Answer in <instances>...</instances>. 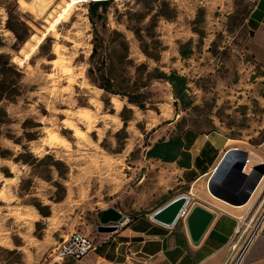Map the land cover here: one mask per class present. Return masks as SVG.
<instances>
[{"label": "rangeland", "instance_id": "1", "mask_svg": "<svg viewBox=\"0 0 264 264\" xmlns=\"http://www.w3.org/2000/svg\"><path fill=\"white\" fill-rule=\"evenodd\" d=\"M36 1H0V53L17 66L22 93L0 100L10 116V123L0 124V264H85L92 253L53 263L70 233L94 239L109 207L155 212L177 193L176 174L146 157L153 131L170 122L221 130L234 139L230 146L258 149L264 141V75L247 48L253 0H112L95 22L92 0H76L71 18L56 26L59 36L44 35L48 19L72 0H50L45 9ZM7 5L15 9L19 36L7 26ZM96 29L107 45L121 39L118 31L129 41L133 62L115 66V74L147 81L149 72H176L187 78L188 107L162 79L144 89L145 108L94 83L88 69ZM141 64L146 66L139 73ZM80 111H97L95 130ZM66 121L84 137L75 136ZM209 193L204 188L190 205L206 204Z\"/></svg>", "mask_w": 264, "mask_h": 264}, {"label": "crops", "instance_id": "2", "mask_svg": "<svg viewBox=\"0 0 264 264\" xmlns=\"http://www.w3.org/2000/svg\"><path fill=\"white\" fill-rule=\"evenodd\" d=\"M253 1L254 7L248 17L251 37L247 48L253 67L264 75V0ZM153 132L146 157L176 174L177 189V193L158 205L155 211L180 195H202L205 188L212 197L204 205L216 213L212 224L196 244L191 240L184 219L168 227L154 221L153 212L133 213L119 209L127 219L115 232H99L94 236L92 260H86L85 264H98L99 258L111 264L224 263L231 253V242L240 219L251 216L264 195V141L258 149L242 144L230 146L234 139L221 130L201 132L191 125L182 128L176 121ZM150 150H154L152 156H148ZM244 151L249 153L246 164L234 167ZM233 169L237 174L234 184L238 186L244 183L245 176L252 174L244 194L222 189ZM188 208L190 210V204ZM244 264H264V231Z\"/></svg>", "mask_w": 264, "mask_h": 264}, {"label": "trees", "instance_id": "3", "mask_svg": "<svg viewBox=\"0 0 264 264\" xmlns=\"http://www.w3.org/2000/svg\"><path fill=\"white\" fill-rule=\"evenodd\" d=\"M1 1V0H0ZM112 0H92L90 2L91 19L95 22V17L104 18ZM9 12L7 26L13 30L17 36L18 32L12 23L14 18V10L10 5L6 6ZM102 9V13H98ZM24 26L27 24L20 20ZM95 44L91 54V67L88 69L90 79L98 84L107 92L121 95L123 98H128L130 103L137 104L141 108L146 106V95L144 91L148 87L149 82L154 79H162L169 81L174 86V93L177 100H181L183 106L186 108L189 105L187 101L188 83L187 78L182 75H177L176 72L171 74L162 72L161 75L156 76L154 72H149L147 81L140 79L133 80L132 78L122 79L119 75L115 74L114 67L122 66L126 68L133 60L130 58L131 47L127 37L118 31L121 39L105 43V39L99 35L97 29L95 31ZM136 35L141 42H145L142 34L136 31ZM21 38V37H20ZM3 45L0 39V47ZM142 50L150 57L157 59V55L147 49L145 43H141ZM182 54L187 55L186 51H181ZM146 64H141L137 67L138 72H141ZM20 72L17 66L13 63L12 57L9 54L0 53V100L13 101L21 93V79L17 78ZM144 98V99H143ZM10 123V116L8 111L0 106V124ZM1 135V132H0ZM154 150L148 152V156H152Z\"/></svg>", "mask_w": 264, "mask_h": 264}, {"label": "water", "instance_id": "4", "mask_svg": "<svg viewBox=\"0 0 264 264\" xmlns=\"http://www.w3.org/2000/svg\"><path fill=\"white\" fill-rule=\"evenodd\" d=\"M248 156L249 153L247 151H244L238 162L235 163L234 167L236 165L238 167H242L243 165H245ZM234 172L235 171L233 169L229 173L228 178L224 181V186L222 189L226 192L234 193L237 195L244 194L247 190L252 174H250L248 177L245 176L244 183L242 185L241 183H239L238 186L234 184V180L237 175ZM191 199V194L180 195L166 203L164 206H162L155 212H153L151 217L154 221L158 223H161L168 227H173L180 220H182L179 219L180 214L185 209V207L191 202ZM215 215V211L211 210L203 204L196 203L191 206L189 213L184 220L187 224L191 240L194 243L198 244L202 240L203 236L212 224ZM126 219L127 217L123 214L121 210L116 207H109L102 211L100 225L98 226V229L100 232H115L116 230L120 229Z\"/></svg>", "mask_w": 264, "mask_h": 264}, {"label": "built area", "instance_id": "5", "mask_svg": "<svg viewBox=\"0 0 264 264\" xmlns=\"http://www.w3.org/2000/svg\"><path fill=\"white\" fill-rule=\"evenodd\" d=\"M190 204V203H189ZM188 204V205H189ZM188 205L181 212L179 219H185L189 213ZM264 231V195L260 199L256 210L251 216H243L240 219L236 236L231 242V253L222 264H244L245 258L256 242V239ZM95 249L93 240L79 232L70 233L55 251L54 262H61L66 258L83 260Z\"/></svg>", "mask_w": 264, "mask_h": 264}, {"label": "bare ground", "instance_id": "6", "mask_svg": "<svg viewBox=\"0 0 264 264\" xmlns=\"http://www.w3.org/2000/svg\"><path fill=\"white\" fill-rule=\"evenodd\" d=\"M76 0H72L68 2L66 6H63L61 10H56L55 13H51L50 17L48 19L49 26L47 27L46 31L44 32V35H47L48 33L54 32L56 36H59L60 33L56 30V26L60 24L62 21H67L71 18L72 15V7L75 4ZM36 4L40 6L41 8L47 7L50 4V0H38L36 1ZM45 9V8H43ZM36 10V9H35ZM66 39L70 42H73L75 44V39L71 35H67ZM41 41V40H40ZM39 41V42H40ZM38 46V45H37ZM61 48V47H60ZM61 50V49H60ZM57 51H59V47L57 48ZM100 103L97 104V106L100 107ZM98 107V108H99ZM82 120L86 121L88 124V128L90 131L95 130L96 122L99 119L97 111L90 112V111H80L78 114ZM66 127L74 131L75 136L84 137L83 133L80 131V128L78 125L74 122H65ZM57 137H62L64 140L66 139L63 136H60L59 134H56ZM54 139V138H53Z\"/></svg>", "mask_w": 264, "mask_h": 264}]
</instances>
